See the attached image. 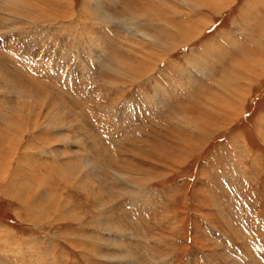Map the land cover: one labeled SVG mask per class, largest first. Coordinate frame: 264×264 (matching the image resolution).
<instances>
[{
	"label": "rangeland",
	"instance_id": "obj_1",
	"mask_svg": "<svg viewBox=\"0 0 264 264\" xmlns=\"http://www.w3.org/2000/svg\"><path fill=\"white\" fill-rule=\"evenodd\" d=\"M263 64L264 0H0V264H264Z\"/></svg>",
	"mask_w": 264,
	"mask_h": 264
},
{
	"label": "bare ground",
	"instance_id": "obj_2",
	"mask_svg": "<svg viewBox=\"0 0 264 264\" xmlns=\"http://www.w3.org/2000/svg\"><path fill=\"white\" fill-rule=\"evenodd\" d=\"M87 2V1H86ZM89 2V1H88ZM10 3V2H9ZM17 3H18V1H17ZM19 4H21L20 2H19ZM18 5V4H17ZM32 5V6H31ZM29 4V3H26L25 4V8H31V7H34L35 5H33V4ZM37 5V4H36ZM87 5V4H86ZM21 6V5H20ZM38 6V5H37ZM17 7V6H16ZM101 7V6H100ZM20 8V7H19ZM34 8H36V7H34ZM39 8V10L41 11V12H46L45 10H43V8H40L39 6L37 7V9ZM95 8V7H94ZM36 9V10H37ZM102 9V8H101ZM35 10V11H36ZM22 11H26L25 9L24 10H21V12ZM95 11V10H94ZM12 13V12H11ZM154 13V12H153ZM21 14H25V13H21ZM51 15L52 16H54L55 18H59V16L56 14H52L51 13ZM149 15V14H148ZM147 15V16H148ZM17 16H18V14H17ZM42 16V15H41ZM103 16L105 17V18H107L108 19V21L111 23V24H113V25H116V26H118V25H121V23H119L118 21H115L114 20V22L112 21V19H110V17H108L107 16V14H105V13H103ZM135 16V15H134ZM155 18H153V19H149V20H155L156 22H158V23H160V20L155 16V15H153ZM19 17V16H18ZM143 17V16H142ZM141 17V18H142ZM10 18V17H9ZM43 18V17H42ZM52 18V17H51ZM138 18V17H137ZM140 18V19H141ZM144 18V17H143ZM100 20V19H99ZM143 20V19H142ZM135 21V20H134ZM130 22H132L131 20H130ZM146 22V21H145ZM164 22V21H163ZM114 23H116V24H114ZM126 23H127V25L128 24H130L129 23V19H126V20H124V21H122V25L123 24H125L126 25ZM137 23H138V21H137ZM140 23V22H139ZM107 24V23H106ZM136 24V23H135ZM143 24V23H142ZM171 24V23H170ZM173 24V23H172ZM126 25V26H127ZM132 25V24H131ZM132 26H135V25H132ZM171 26V25H170ZM127 29H129V28H127ZM130 30V29H129ZM132 30V29H131ZM134 31L132 32L133 33V36H135V38H137V37H139L140 35L138 34V32H137V28H135V29H133ZM128 31V30H127ZM161 31V30H160ZM180 31H181V29H180ZM134 38V39H135ZM183 38V37H182ZM5 44V43H4ZM207 47V46H206ZM222 54V53H221ZM220 60V59H219ZM257 61V60H256ZM120 63V62H119ZM122 63V62H121ZM258 63V62H257ZM124 64H125V62H124ZM123 64V65H124ZM140 65V64H139ZM237 65V64H236ZM239 65V64H238ZM264 65V64H263ZM128 67H129V65H127ZM131 67H132V64L130 65ZM202 66V65H201ZM223 66V65H222ZM261 66V65H260ZM135 67V66H134ZM254 67V66H253ZM263 67V66H262ZM242 68V67H241ZM254 68H256V66L254 67ZM133 69H135V68H133ZM142 69V68H141ZM137 70V69H136ZM135 70V71H136ZM143 70V69H142ZM211 70V69H210ZM144 71V70H143ZM138 72V71H137ZM144 72H146V71H144ZM192 72V71H191ZM251 72H253V71H251ZM130 73V72H129ZM147 73V72H146ZM139 74H140V72H139ZM141 74H143V73H141ZM145 74V73H144ZM203 74V73H202ZM137 75V74H136ZM133 76V75H132ZM230 82V81H229ZM243 82V81H242ZM254 87V86H253ZM252 87V88H253ZM241 92V91H240ZM42 94V93H41ZM19 96H21V95H19ZM31 96V95H30ZM44 97V96H43ZM20 98V97H19ZM31 98H32V96H31ZM31 100V99H30ZM41 100V99H40ZM44 100V99H43ZM47 100H48V97H47ZM22 101V100H21ZM26 101V100H25ZM49 101V100H48ZM29 102V101H28ZM211 102V101H210ZM24 103V102H23ZM34 103V102H33ZM49 103V102H48ZM51 104H53V102L51 103ZM42 105V104H41ZM25 106V105H24ZM37 106V105H36ZM213 106V105H212ZM221 106V105H220ZM226 106H228V107H226ZM43 107H44V105H43ZM53 107V106H52ZM223 109H222V111H220L219 109H213V112L214 113H218V114H223V112H225L226 110H228V109H232V106H229V104H227V103H224L223 104V106H221ZM28 107H26L25 109L26 110H28L27 109ZM31 108V107H30ZM29 108V109H30ZM41 108V107H40ZM211 108V107H210ZM24 109V110H25ZM39 109V108H38ZM17 110V109H16ZM25 110V111H26ZM228 111H230V110H228ZM28 112V111H27ZM43 112V111H42ZM25 113V112H24ZM34 113V112H33ZM33 113L31 114V113H29V114H31V116L29 117V119L27 120L26 119V117H21V118H23L25 121H23V124L25 123V122H28V121H30V119H32V116H33ZM50 113V112H49ZM42 114V113H41ZM44 114V113H43ZM17 115V114H16ZM44 115H46V113L44 114ZM20 116V115H19ZM38 116V115H37ZM50 116V115H49ZM53 116H54V114H53ZM56 116V115H55ZM27 117H28V115H27ZM36 117V116H35ZM42 117V116H41ZM40 117V118H41ZM46 117V116H45ZM33 118H34V116H33ZM47 118V117H46ZM46 118L44 119V117H43V119L46 121ZM37 119V118H36ZM49 119V118H48ZM186 120H187V118H185ZM19 120H21V119H19ZM41 120V119H40ZM204 120V119H203ZM35 121H37V120H35ZM16 122H17V120H16ZM15 122V123H16ZM20 122H22V121H20ZM49 122V121H48ZM201 122V121H200ZM186 124V123H185ZM18 125H19V123H18ZM49 127V126H48ZM13 128V127H12ZM57 128H58V125H57ZM59 129V128H58ZM195 129V128H194ZM262 130V129H261ZM13 131V130H12ZM7 132V131H6ZM10 132H11V129H10ZM54 132H55V130H54ZM262 133V132H261ZM14 134V133H13ZM12 134V135H13ZM261 140V139H260ZM176 142V141H175ZM171 147V146H170ZM163 149V148H162ZM11 153V152H10ZM77 157V156H76ZM3 171V170H2ZM72 172H74V171H72ZM3 174V173H2ZM1 174V175H2ZM81 174V173H80ZM79 174V175H80ZM74 175H76V174H74ZM121 176H123V175H121ZM124 177V176H123ZM79 179H81L80 177H79ZM127 179V178H126ZM126 182H127V180H125ZM27 184V183H26ZM24 185V184H19L18 183V181H17V178H15V177H12L11 179H10V181H9V184H7V186H6V190H4V193H6V194H8L10 197H12V198H15V199H17L18 200V202L20 203V204H22L24 201L26 202V203H28V201H27V196H26V191H31L30 189V186L29 185ZM82 184V183H81ZM141 185V184H140ZM136 187V186H135ZM142 187V186H141ZM25 188H27V190H25ZM49 196V195H48ZM54 196V195H53ZM94 196H96V195H94ZM50 197V196H49ZM58 198V197H57ZM46 199V198H45ZM54 200V199H53ZM57 201V200H56ZM59 201V200H58ZM52 202V204H54L55 206H61V205H63L64 206V211L63 212H61V213H59V219H62L63 221H66V220H69V219H67V218H65L64 217V214L66 213V212H68V211H70L69 209H68V207H67V205H66V203L65 204H62V203H58V202H54V201H51ZM68 203V202H67ZM69 205V204H68ZM35 209H38V210H42L43 208L41 207V206H36V208ZM30 210V209H29ZM31 212H39V211H35L34 209H33V207L31 206ZM29 213H30V211H29ZM35 215V214H34ZM77 215V214H76ZM38 216V215H37ZM50 216V215H49ZM49 216H41V215H39V217L36 219V221H39L40 219H44V218H47V217H49ZM58 215H56V218H58L57 217ZM78 216V215H77ZM81 216V215H80ZM36 218V217H35ZM39 219V220H38ZM55 221V220H54ZM80 228V227H79ZM63 232V231H62ZM69 233V232H68ZM100 234V233H99ZM86 238V237H85ZM95 242V241H94ZM101 242V241H100ZM101 244V243H100ZM111 246V245H110ZM126 260V259H125Z\"/></svg>",
	"mask_w": 264,
	"mask_h": 264
},
{
	"label": "crops",
	"instance_id": "obj_3",
	"mask_svg": "<svg viewBox=\"0 0 264 264\" xmlns=\"http://www.w3.org/2000/svg\"><path fill=\"white\" fill-rule=\"evenodd\" d=\"M241 32L239 30H229L227 32L228 35H232L233 37H238V39H240L241 37L237 34H240ZM0 226L3 227V230L5 228L4 224H2V222H0ZM6 239H4V232L1 233V237H0V255H5L6 252H5V247L4 246V241ZM10 248V246L7 247V249Z\"/></svg>",
	"mask_w": 264,
	"mask_h": 264
}]
</instances>
